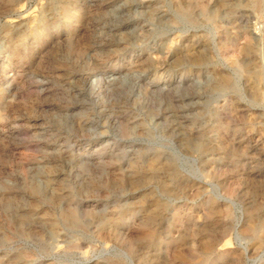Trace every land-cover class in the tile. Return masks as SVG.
I'll list each match as a JSON object with an SVG mask.
<instances>
[{"label": "rangeland", "instance_id": "rangeland-1", "mask_svg": "<svg viewBox=\"0 0 264 264\" xmlns=\"http://www.w3.org/2000/svg\"><path fill=\"white\" fill-rule=\"evenodd\" d=\"M0 264H264V0H0Z\"/></svg>", "mask_w": 264, "mask_h": 264}]
</instances>
